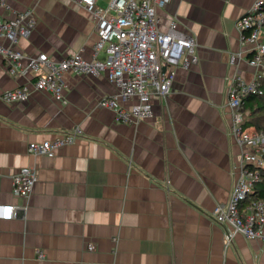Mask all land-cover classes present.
Segmentation results:
<instances>
[{"label": "crops", "instance_id": "1", "mask_svg": "<svg viewBox=\"0 0 264 264\" xmlns=\"http://www.w3.org/2000/svg\"><path fill=\"white\" fill-rule=\"evenodd\" d=\"M95 2L107 8L112 0ZM253 2L169 0L157 10L160 30L176 20L193 38L198 62L177 70L146 120L118 122L100 104L117 92L105 73L65 72L61 98L34 89L22 102L0 98V204L14 206L11 218L0 217V264H264V241L235 233L226 243L211 215L228 202L240 170L227 90L234 76L251 82L261 72L236 27ZM26 10L36 23L17 41L24 54L90 56L97 35L83 5L0 2L2 19ZM31 80L27 68L8 74L0 58V97ZM77 127L82 134L50 154L27 151ZM21 167L36 171L28 198L12 194Z\"/></svg>", "mask_w": 264, "mask_h": 264}, {"label": "built area", "instance_id": "2", "mask_svg": "<svg viewBox=\"0 0 264 264\" xmlns=\"http://www.w3.org/2000/svg\"><path fill=\"white\" fill-rule=\"evenodd\" d=\"M83 5L95 23L97 35L87 58L81 52L71 53L59 61L51 60L41 52L26 55L17 47L19 38L27 37L34 28L36 18L31 10L16 12L7 19L0 18V58L10 75L27 68L32 72L29 85L5 90L1 99L6 103L25 101L31 89L48 92L61 98L66 88L65 72L97 76L105 73L117 89L104 97L100 104L115 112L122 123H137L153 115L152 98H166L171 90L177 70L198 62L193 38L171 20L164 31L158 28L157 10L169 0H112L107 8H100L95 0H75ZM1 4L4 0H0ZM243 41L251 45L249 65L261 70L251 82L234 76L227 90L230 109V132L241 147L240 170L230 198L217 204L211 211L213 220L225 228L224 241L230 242L235 233L247 239L264 241V201L254 200L242 206L254 185L261 181L259 168H264V131L248 126L250 114L243 110V98L261 92L260 78L264 77V0H254L251 7L236 20ZM235 56L230 57L233 63ZM129 105H123L128 103ZM82 134L74 128L53 140L30 142V154H50L54 149L72 143ZM37 179L32 167H21L12 175V194L28 198ZM13 205L0 204L10 210ZM92 249V246H88Z\"/></svg>", "mask_w": 264, "mask_h": 264}, {"label": "trees", "instance_id": "3", "mask_svg": "<svg viewBox=\"0 0 264 264\" xmlns=\"http://www.w3.org/2000/svg\"><path fill=\"white\" fill-rule=\"evenodd\" d=\"M261 92L248 94L243 98V110L249 112L250 118L248 126L256 131H264V87L261 82ZM261 181L257 182L252 191L243 201L242 206L249 204L254 200L264 201V168H259Z\"/></svg>", "mask_w": 264, "mask_h": 264}, {"label": "snow or ice", "instance_id": "4", "mask_svg": "<svg viewBox=\"0 0 264 264\" xmlns=\"http://www.w3.org/2000/svg\"><path fill=\"white\" fill-rule=\"evenodd\" d=\"M9 211L10 210H8V209H0V215H8V213H9Z\"/></svg>", "mask_w": 264, "mask_h": 264}, {"label": "rangeland", "instance_id": "5", "mask_svg": "<svg viewBox=\"0 0 264 264\" xmlns=\"http://www.w3.org/2000/svg\"><path fill=\"white\" fill-rule=\"evenodd\" d=\"M260 81L262 82L263 87H264V77L260 78Z\"/></svg>", "mask_w": 264, "mask_h": 264}]
</instances>
